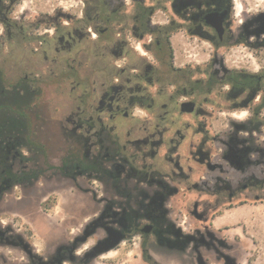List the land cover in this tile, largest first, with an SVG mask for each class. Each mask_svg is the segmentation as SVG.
<instances>
[{"label": "rangeland", "instance_id": "rangeland-1", "mask_svg": "<svg viewBox=\"0 0 264 264\" xmlns=\"http://www.w3.org/2000/svg\"><path fill=\"white\" fill-rule=\"evenodd\" d=\"M235 1L238 20L264 11V0ZM162 5L154 21H174L165 56L148 36L113 57L96 31L64 49L60 35L86 25V0L5 10L16 25L0 19L1 92L15 101L9 85L23 78L39 91L29 114L45 149L12 144L18 177L0 170V264H150L144 247L171 264H264V125L246 123L249 94L227 80L264 53L193 41ZM16 115L0 105V127ZM102 139L103 164H77Z\"/></svg>", "mask_w": 264, "mask_h": 264}, {"label": "flooded vegetation", "instance_id": "flooded-vegetation-1", "mask_svg": "<svg viewBox=\"0 0 264 264\" xmlns=\"http://www.w3.org/2000/svg\"><path fill=\"white\" fill-rule=\"evenodd\" d=\"M18 2L9 1L6 11L12 12ZM159 2L163 4V9L180 16V30H184L193 41L198 39L217 48L245 44L259 55L264 53V11L257 10L248 19L238 20L241 14L235 11V0H86L83 16L85 27H75L61 34L62 47L71 50L78 40L93 35V31H96L95 38L107 42L106 47L113 57L122 55L127 46L135 44L136 39L145 40L148 36L151 38L145 43L158 47L162 43L159 33L164 32L165 39L169 41L170 27L174 22L168 26H159L154 21ZM7 20L12 26L16 25L9 16ZM238 22L241 24L238 25ZM262 61L263 64L256 61L259 65L257 69L241 66L240 70L231 72L232 78L241 79L240 84L229 81L232 84L231 91L235 94H249L243 104L248 105L252 115L246 123L253 125H264V119L259 118L264 108V56ZM253 101H257L256 106L252 105ZM152 225L151 232L156 229Z\"/></svg>", "mask_w": 264, "mask_h": 264}, {"label": "trees", "instance_id": "trees-1", "mask_svg": "<svg viewBox=\"0 0 264 264\" xmlns=\"http://www.w3.org/2000/svg\"><path fill=\"white\" fill-rule=\"evenodd\" d=\"M9 1H16V0H0V19L3 23L8 25V20H7V14L5 12L7 8L6 2ZM170 44L169 42L161 43L158 45V51L160 53V56H165L169 50H170ZM5 81V74L4 71L0 68V80ZM228 81L231 82H242L240 78H229L227 79ZM19 82V86H18ZM16 83H13L9 85L11 88H19L18 93H17V99L14 101L12 99H7L6 94L2 93L1 87H0V105L2 106H10L11 108L17 110V115L14 117L12 120H9L6 124L2 125L0 127V170L2 169H8V173L11 177H18L17 172H15L14 166L10 164L11 160V153L8 152L9 149L12 150V144L14 145V149L20 147V145H25V144H30L32 148L38 149V150H44L45 147L40 144L39 138L36 137L34 131H35V126H36V117L33 114H29L31 105L34 102L33 98H37L35 96H39V91L33 93L32 95H29V89L31 90V86L28 85V81L26 78L21 79ZM209 85H214L215 81L210 80ZM29 95V97H28ZM31 97V99H30ZM5 98V100H4ZM7 99V100H6ZM3 100V101H1ZM105 131V130H104ZM77 139L82 143V145H85L86 139L83 138L82 134L76 133L73 131ZM103 134V130L99 133V136ZM110 135H113V133H109ZM109 139H102L100 142V148L99 151L96 155L90 154L88 155L86 151L83 153L86 157L82 158V156H78L81 151L77 154H74L73 151L70 152L68 157L65 159L66 164L67 162H73L74 160H77L76 158L79 157V161L77 164L83 165L82 163H85L86 161H90L89 166L94 165L98 166L103 164L101 159L104 157V151H105V146L106 142ZM118 142V141H117ZM119 148L117 147L115 150H118ZM119 151V150H118ZM83 155V156H84ZM102 167V166H101ZM143 255L145 260L150 263V264H161L158 262L150 253V251L144 247L143 249Z\"/></svg>", "mask_w": 264, "mask_h": 264}, {"label": "crops", "instance_id": "crops-1", "mask_svg": "<svg viewBox=\"0 0 264 264\" xmlns=\"http://www.w3.org/2000/svg\"><path fill=\"white\" fill-rule=\"evenodd\" d=\"M155 259L160 262L161 264H171L172 262L170 260H167L161 253L154 252ZM177 256L175 257V259Z\"/></svg>", "mask_w": 264, "mask_h": 264}, {"label": "water", "instance_id": "water-1", "mask_svg": "<svg viewBox=\"0 0 264 264\" xmlns=\"http://www.w3.org/2000/svg\"><path fill=\"white\" fill-rule=\"evenodd\" d=\"M152 228H153V225L152 224H146L144 227H143V232H145V233H150L151 232V230H152Z\"/></svg>", "mask_w": 264, "mask_h": 264}]
</instances>
